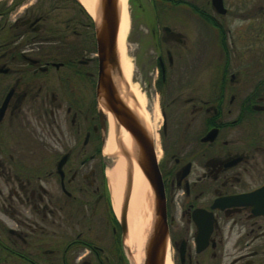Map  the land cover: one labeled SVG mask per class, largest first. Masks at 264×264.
<instances>
[{
	"label": "flooded vegetation",
	"instance_id": "1",
	"mask_svg": "<svg viewBox=\"0 0 264 264\" xmlns=\"http://www.w3.org/2000/svg\"><path fill=\"white\" fill-rule=\"evenodd\" d=\"M146 1L174 26L151 32L140 80L172 263L264 264V215L230 204L264 184V0ZM97 36L78 0H0V264L126 261Z\"/></svg>",
	"mask_w": 264,
	"mask_h": 264
},
{
	"label": "bare ground",
	"instance_id": "2",
	"mask_svg": "<svg viewBox=\"0 0 264 264\" xmlns=\"http://www.w3.org/2000/svg\"><path fill=\"white\" fill-rule=\"evenodd\" d=\"M85 10L97 17L99 0H78ZM117 41L116 51L118 67L121 71L122 83L119 85V94L128 108L135 114L145 130L152 137L155 144L156 159L159 160L161 150L158 145L157 129L159 125V113L156 107L149 113L145 105V98L137 87L130 82L131 63L126 56V35L129 27L128 0H117ZM114 82L119 83V77H114ZM124 85V87H123ZM107 132L102 147V155L110 167L105 169V177L112 210L119 217L122 194L126 182L127 171L131 176V193L127 210V236L123 241L125 249H128L129 264H143L144 246L148 238L155 202L153 193L135 159V149L128 133L119 127L113 117L107 113ZM164 264H173L168 248L166 249Z\"/></svg>",
	"mask_w": 264,
	"mask_h": 264
},
{
	"label": "water",
	"instance_id": "3",
	"mask_svg": "<svg viewBox=\"0 0 264 264\" xmlns=\"http://www.w3.org/2000/svg\"><path fill=\"white\" fill-rule=\"evenodd\" d=\"M98 16V44L101 60L104 61L106 54L112 63L113 78L119 77L116 85L112 79L100 78L98 87V100L102 110L109 113L117 125L125 130L130 136L134 149L135 161L142 171L149 187L153 193L155 209L151 229L144 246L143 264H164L167 249L168 236L165 221L164 198L162 183L158 170L157 159L153 146V139L141 124L139 118L131 112L125 101L119 94V85L124 84L120 77L118 57L116 51L117 41V0H99L97 7ZM103 64V63H102ZM106 73L107 69L102 68ZM126 87V84H125ZM107 167L110 164L107 163ZM127 171L126 182L122 194L119 222L123 241L127 236V210L131 193V176ZM248 206L254 214L264 215V184L257 190L237 196L230 200V204ZM128 255V249L126 250Z\"/></svg>",
	"mask_w": 264,
	"mask_h": 264
},
{
	"label": "rangeland",
	"instance_id": "4",
	"mask_svg": "<svg viewBox=\"0 0 264 264\" xmlns=\"http://www.w3.org/2000/svg\"><path fill=\"white\" fill-rule=\"evenodd\" d=\"M158 8L161 7L153 6L146 0H128L129 27L125 40L126 56L131 63L130 82L137 87L141 94H143L144 87L140 80L143 82L144 77L151 71L156 54L151 32L160 33L164 26L174 27L169 13L164 14V10ZM182 31L187 32V29L184 28ZM144 98L147 107L146 97L144 96ZM160 121L161 118H159V123ZM39 252L41 253V251ZM39 263L46 264L45 259L40 258ZM16 264L22 263L17 262Z\"/></svg>",
	"mask_w": 264,
	"mask_h": 264
},
{
	"label": "trees",
	"instance_id": "5",
	"mask_svg": "<svg viewBox=\"0 0 264 264\" xmlns=\"http://www.w3.org/2000/svg\"><path fill=\"white\" fill-rule=\"evenodd\" d=\"M119 257L121 258L120 262L118 264H127L126 261L124 260L121 252L119 253Z\"/></svg>",
	"mask_w": 264,
	"mask_h": 264
}]
</instances>
